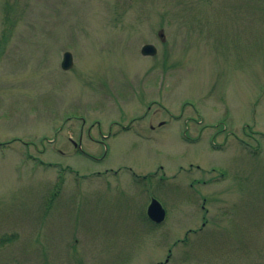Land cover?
Returning a JSON list of instances; mask_svg holds the SVG:
<instances>
[{
	"label": "rangeland",
	"instance_id": "obj_1",
	"mask_svg": "<svg viewBox=\"0 0 264 264\" xmlns=\"http://www.w3.org/2000/svg\"><path fill=\"white\" fill-rule=\"evenodd\" d=\"M0 264H264V0H0Z\"/></svg>",
	"mask_w": 264,
	"mask_h": 264
},
{
	"label": "water",
	"instance_id": "obj_2",
	"mask_svg": "<svg viewBox=\"0 0 264 264\" xmlns=\"http://www.w3.org/2000/svg\"><path fill=\"white\" fill-rule=\"evenodd\" d=\"M155 51H156L155 47L150 44H146L142 47L143 54H154ZM71 64H72L71 55L69 52H66L64 54V58L62 61V68L67 69L71 66ZM146 212L148 218L156 223H160L165 216V211L163 207L156 199H151Z\"/></svg>",
	"mask_w": 264,
	"mask_h": 264
},
{
	"label": "flooded vegetation",
	"instance_id": "obj_3",
	"mask_svg": "<svg viewBox=\"0 0 264 264\" xmlns=\"http://www.w3.org/2000/svg\"><path fill=\"white\" fill-rule=\"evenodd\" d=\"M159 36H163L162 33H161V35H159ZM144 57L151 58V56H144Z\"/></svg>",
	"mask_w": 264,
	"mask_h": 264
}]
</instances>
